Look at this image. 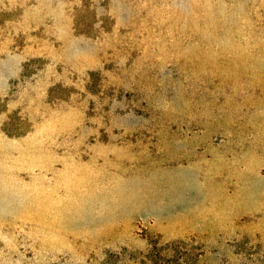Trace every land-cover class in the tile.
<instances>
[{"label": "rangeland", "instance_id": "374dc122", "mask_svg": "<svg viewBox=\"0 0 264 264\" xmlns=\"http://www.w3.org/2000/svg\"><path fill=\"white\" fill-rule=\"evenodd\" d=\"M0 264H264V0H0Z\"/></svg>", "mask_w": 264, "mask_h": 264}]
</instances>
